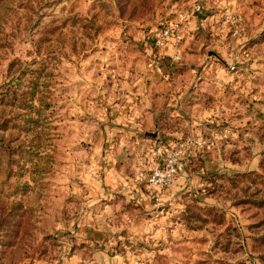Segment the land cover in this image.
I'll use <instances>...</instances> for the list:
<instances>
[{
    "label": "rangeland",
    "instance_id": "rangeland-1",
    "mask_svg": "<svg viewBox=\"0 0 264 264\" xmlns=\"http://www.w3.org/2000/svg\"><path fill=\"white\" fill-rule=\"evenodd\" d=\"M192 1L1 4L0 90L43 61L33 121L0 106L7 144L41 143L0 156L28 211L9 264H264V0H208L213 22L161 71L153 35ZM169 157L170 187L136 180Z\"/></svg>",
    "mask_w": 264,
    "mask_h": 264
},
{
    "label": "trees",
    "instance_id": "trees-1",
    "mask_svg": "<svg viewBox=\"0 0 264 264\" xmlns=\"http://www.w3.org/2000/svg\"><path fill=\"white\" fill-rule=\"evenodd\" d=\"M5 0H0V6ZM31 18L30 17V24H31ZM80 22L83 21V19L79 18ZM87 20V19H85ZM71 22H79L77 19L73 18ZM40 24V23H38ZM47 31V30H46ZM48 32V31H47ZM51 32V31H50ZM47 36V34L45 35ZM46 40V39H45ZM43 61H40L39 65L40 67L38 69L33 70L32 68L29 69V74L27 73V70L23 72L22 75H20L17 80H19L22 84V77L23 75H27V77L30 75L32 76V80H30V86L29 87H22V85H16L12 84L8 88L6 87L4 90H0V106H12L15 108H18L22 113V119L24 121H33V119L30 117V114H32L30 108L34 107L32 105V101L34 100V87L35 80L38 78V76L42 73L41 66H43ZM15 79V78H14ZM15 79V80H16ZM13 80V79H12ZM14 80V81H15ZM20 84V83H19ZM21 86V87H20ZM31 91H28L29 88H31ZM38 93V92H37ZM36 93V94H37ZM31 95V97H29ZM42 103V99H39ZM42 108H38L37 111L40 112ZM25 113H28L26 116ZM11 122V121H10ZM8 123V120L6 121H0V130H4L6 127L5 125ZM39 135L34 137V139H31L30 142L25 144V141L22 142L19 146H13L10 144H7L10 142V140H5L3 137H0V156L3 155V162L6 163V166L9 168V166L14 164L15 161V154L19 153L22 154L23 150H28V155H30L32 152H36L39 145L41 144L39 142ZM23 147L22 151H16L17 149H20ZM5 155V157H4ZM11 176V173H7L6 177L9 178ZM4 192L0 191V255L6 256L7 264L10 263V258L15 255L19 250L22 249V242L27 234V228H26V221H25V215L28 213V211H21V208L23 207L20 203H15V201H9L10 196L3 194ZM264 202V201H263ZM262 208H264V205H261Z\"/></svg>",
    "mask_w": 264,
    "mask_h": 264
},
{
    "label": "built area",
    "instance_id": "built-area-1",
    "mask_svg": "<svg viewBox=\"0 0 264 264\" xmlns=\"http://www.w3.org/2000/svg\"><path fill=\"white\" fill-rule=\"evenodd\" d=\"M173 12L174 16L156 31L152 47L159 53L170 48L171 61L176 63L181 60L180 45L187 33L188 23L193 17H198L203 13V5L199 0H194L185 6L175 8ZM228 20L234 23L231 16ZM239 34V28L236 26L233 35ZM232 68L235 69L234 66ZM181 168L182 164L178 162L177 158L169 157L163 167H157L150 173L142 171L137 175L136 180L148 182L154 187L168 188L173 184L174 177Z\"/></svg>",
    "mask_w": 264,
    "mask_h": 264
},
{
    "label": "crops",
    "instance_id": "crops-1",
    "mask_svg": "<svg viewBox=\"0 0 264 264\" xmlns=\"http://www.w3.org/2000/svg\"><path fill=\"white\" fill-rule=\"evenodd\" d=\"M199 1L203 5V13L198 17H193L188 23L187 33L185 35L184 41L180 45L181 60L179 62H181L183 59V56H184L185 50H186L185 46H186L189 38L192 37V34L198 28H200V27L205 28L207 24L213 22V19L215 18L216 12L218 13L220 11V9L222 8L220 5H218L217 2H214L211 4L208 2V0H199ZM209 6H210V8H209ZM155 34L156 33H154L153 36H155ZM147 46H148L147 50L151 51V46H149L148 44H147ZM157 58L158 59H156L155 61H158L157 62L158 67L162 71L167 66V64H169V61L171 62L170 48H167L163 53H160ZM179 62H176V66L179 65L178 64ZM146 188H148V187H146ZM141 191H142V189L138 188L137 192H141Z\"/></svg>",
    "mask_w": 264,
    "mask_h": 264
}]
</instances>
